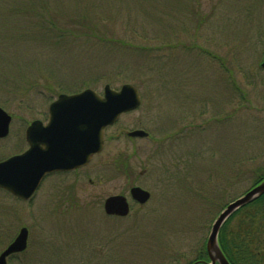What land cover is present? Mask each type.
Listing matches in <instances>:
<instances>
[{
    "label": "rangeland",
    "instance_id": "374dc122",
    "mask_svg": "<svg viewBox=\"0 0 264 264\" xmlns=\"http://www.w3.org/2000/svg\"><path fill=\"white\" fill-rule=\"evenodd\" d=\"M263 57L264 0H0V107L12 117L0 162L60 94L130 84L141 96L87 168L28 201L0 189V254L26 227L9 264H195L220 213L264 176ZM136 186L145 205L129 198ZM116 195L127 217L105 213Z\"/></svg>",
    "mask_w": 264,
    "mask_h": 264
},
{
    "label": "water",
    "instance_id": "95a60500",
    "mask_svg": "<svg viewBox=\"0 0 264 264\" xmlns=\"http://www.w3.org/2000/svg\"><path fill=\"white\" fill-rule=\"evenodd\" d=\"M264 70V57L260 64ZM141 96L136 87L125 84L120 90L109 85L103 95L86 89L74 95H60L49 107L50 121L43 127L40 120L32 122L26 131L31 149L21 155L0 162V189L16 198L28 201L39 189L45 175L58 171H72L88 165L93 156L105 146L106 128L116 124L121 115L136 111ZM12 117L0 107V139L9 135ZM148 133L134 130L131 138H146ZM47 141L50 148L41 145ZM264 196V180L243 196L230 203L215 220L206 243L208 264H230L221 250L218 237L224 224L240 209ZM130 198L145 205L151 194L141 187L130 190ZM130 203L123 195L107 198L104 211L108 216L127 217ZM29 231L23 227L15 240L0 254V264H8L12 256L28 247Z\"/></svg>",
    "mask_w": 264,
    "mask_h": 264
},
{
    "label": "trees",
    "instance_id": "16d2710c",
    "mask_svg": "<svg viewBox=\"0 0 264 264\" xmlns=\"http://www.w3.org/2000/svg\"><path fill=\"white\" fill-rule=\"evenodd\" d=\"M49 34L52 35L51 32H49ZM53 34L55 38L59 40H63L64 38L69 39L71 37V33L66 31L61 32V34ZM263 180L264 176L259 177L254 186L258 185ZM242 212L243 220L241 224H239V230L235 233L230 230V237L227 235V225L231 223L232 219H234L232 217L227 221L220 232L219 245L230 264H256L258 261H260H257V259L259 258V254H252L251 244H253V241L254 239H256L257 234L263 233L261 224L264 219V196L253 202L252 204L246 206L245 208L241 209L234 216L240 215ZM202 261H208L206 250L200 253L199 258L195 263L200 264V262Z\"/></svg>",
    "mask_w": 264,
    "mask_h": 264
},
{
    "label": "flooded vegetation",
    "instance_id": "af4514ba",
    "mask_svg": "<svg viewBox=\"0 0 264 264\" xmlns=\"http://www.w3.org/2000/svg\"><path fill=\"white\" fill-rule=\"evenodd\" d=\"M49 107H50V105H49ZM49 107H48V111H47V113H45V116H44V119H45V120H43V121L41 120L43 127H47V125L49 124V121H50ZM29 126H30V125H29ZM29 126H28V127H29ZM28 127H27V129H28ZM27 129H26V131H27ZM25 144H26V148H25V150H24L22 153L17 154V155H21V154H23V153H25V152H27V151H29V150L31 149V145H30V143H29V141H28V139H27L26 132H25ZM41 148H42L44 151H47V149H54V148H50V146L48 145L47 141H46L44 144L41 145ZM15 156H16V155H15ZM93 158H94V157H93ZM93 158H92V160H93ZM92 160H91V162H92ZM89 164H90V163H89ZM89 164L86 165V166H84V167H82V168L75 169V170H72V171H58V172H53V173L47 174V175H45V177L43 178L42 183H41V185H40V188H41V186L43 185V183H44L48 178H51V177H54V176H65V175H67V176H72V175H76L79 171H81V170L87 168V167L89 166ZM40 188H39V189H40Z\"/></svg>",
    "mask_w": 264,
    "mask_h": 264
}]
</instances>
